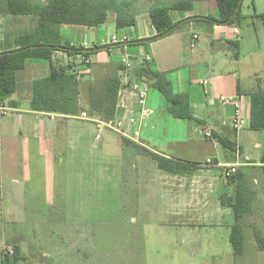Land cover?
I'll return each mask as SVG.
<instances>
[{"label": "rangeland", "instance_id": "rangeland-1", "mask_svg": "<svg viewBox=\"0 0 264 264\" xmlns=\"http://www.w3.org/2000/svg\"><path fill=\"white\" fill-rule=\"evenodd\" d=\"M117 1L130 5L129 17L144 18L151 7L186 0ZM212 4L196 3L191 13L210 15L207 8L211 11ZM254 10L263 17L254 16ZM169 14L174 19L179 16L175 10ZM241 16L233 25L241 31L236 37L241 46L228 45L227 68L232 63L238 66L243 86L256 89L258 81L264 80V0H242ZM201 24L190 27L183 22L174 36L199 35L200 44L195 47L206 60L207 33ZM36 28L37 17L18 16L4 22L0 40L8 45L27 44ZM196 48L193 55L189 45L186 50L183 46L187 62H195ZM189 66L172 72L177 79L174 93L188 91L189 82L184 85L180 80L188 78ZM147 101L150 110L164 104L152 88ZM15 116L30 118L22 113ZM41 121L37 129L35 122L15 124L9 139L7 127L2 126L0 132V249L3 256L6 250L13 253L18 248V255L8 264H264V252L255 240L256 234L264 238V212H256L257 205L249 204L251 209L238 223L243 229L244 252L235 255L228 242L235 223L232 209L227 216L202 208L194 209L195 213L179 210L159 179L158 172H165L159 160L145 149L124 143L119 135L97 129L91 121L55 116ZM240 135L243 152L258 161L264 152V131L245 128ZM161 153L174 155L171 148ZM241 174L243 187L258 195L264 192L263 170L247 169ZM231 183L235 193L239 181ZM242 198L249 203L248 192L242 191Z\"/></svg>", "mask_w": 264, "mask_h": 264}, {"label": "crops", "instance_id": "crops-1", "mask_svg": "<svg viewBox=\"0 0 264 264\" xmlns=\"http://www.w3.org/2000/svg\"><path fill=\"white\" fill-rule=\"evenodd\" d=\"M214 1L215 6L211 0L194 1L199 6L212 4L211 11H209V7L207 8L210 15L192 14L191 12H193L195 4L193 6L194 2L191 1L193 2L191 11H178L179 16L175 19L170 16L173 23L189 20L187 24L190 27L195 23H202L201 26L204 27L207 33L206 60L200 58L202 56L199 55L201 53L200 48L194 47L193 49L190 48L191 53L194 55L196 48V51H199L196 54L199 56H196L194 63L193 61H186V58L183 57V46L185 50L187 45L190 47V44L193 42V36H197L194 44L199 46L200 37L196 33L190 36L188 33V35L176 38L174 36L176 35V29L169 35L145 45L114 46L110 49L97 52L89 57L90 64L87 65L80 63V55H68L63 52L54 53L52 64L62 68L68 67L75 74L78 84L77 112L75 115H64L56 112L49 113L33 109V84L37 80L49 77L50 65L46 60L28 59L24 69L16 74V91L4 102L5 105L11 108V111L0 117V132L4 129L2 126L7 127L6 132H8V135L6 136L9 139L12 136L15 124L24 125L35 122L34 124L37 129L39 123H42L40 120L48 116L50 118L51 116H55L85 121L79 119V117L82 113H86L92 119L102 120L90 115L91 99L94 95L106 94L110 90V87L112 89L115 88L117 95L113 118H118L122 121L124 132L134 136L132 133L137 131L139 135L137 138H134L116 134L121 139L125 138L129 142L156 154L160 158L171 160L181 165V173L158 172L160 173L159 179L162 181L163 187L171 197L175 198L177 202L176 208L182 211L189 209L194 213L196 212L194 209L202 208L204 212L214 211L227 216L231 208H228L227 205H222L221 198L235 199L236 192H232L234 188L231 182H235L236 180L241 181L242 170L261 169L264 171V152L260 155L258 161L252 160L249 154L243 152L240 132L245 128L239 131L234 130L232 126L233 106L231 104L221 106L218 102L222 96L237 99L241 105L243 116L245 115L248 118L247 123L249 125L250 99L247 94L255 89L243 86L241 82L242 72H240L238 66L232 63L229 66L230 68H227L230 57L227 47L229 45L239 49L241 44L236 37L241 34V31L233 25H216L190 20L192 17L217 18V2L216 0ZM6 15L0 14V30L4 26L5 21L11 22L18 17ZM111 20L110 23L90 28L75 25L62 26L61 42L67 41L75 48L91 49L112 44L116 45L122 43L123 39L126 42H132L151 39L157 35L148 13L144 18L135 15V24L126 28H117L115 17H112ZM21 26L18 25L16 27ZM212 35L213 37H211ZM113 37L116 38V43H112ZM0 42V53L17 49L20 46L19 43L8 45L7 42L3 43L2 40ZM122 56H127L131 60L132 65L131 69L126 72V81L139 80L147 84L149 88L156 90L164 100V104L159 109L150 110L148 108V116L142 122L138 120L134 126L129 123V120L138 116L136 96L129 87L122 86ZM233 56L234 58H238V52H234ZM148 58L150 60H147ZM187 65H192L188 69V78L185 81H180H183L184 85L187 81L189 82L188 91L174 93L173 83L177 79H173L171 74L175 70L187 67ZM143 68H147L155 74L163 73L167 80H169L170 75L171 80L169 81L173 93L188 97L193 120L176 119L168 112L169 105L161 93L151 87L145 77H139L136 74L137 70ZM204 81H206V84L203 85ZM65 95L66 92L62 96L65 97ZM19 113L30 118L12 117L13 114ZM32 119L35 121L32 122ZM96 127L98 129L97 125ZM246 129H248V126ZM207 132L210 135L208 137L205 136ZM220 140L226 142L229 147L222 146ZM201 141H204V143ZM169 148H171L174 155L169 156L161 153V150L167 151ZM228 150H231V154L228 153ZM208 159L219 166L206 165V160ZM231 165L236 166V173L226 179V168ZM236 174L238 175L237 179ZM257 183L258 181L255 179V184ZM235 184L237 187V183ZM243 190L248 192V201L251 207L257 205L256 212L263 213L264 192L258 195L253 189L243 187ZM1 250L2 248L0 249V262L2 263L3 251L1 252Z\"/></svg>", "mask_w": 264, "mask_h": 264}, {"label": "trees", "instance_id": "trees-1", "mask_svg": "<svg viewBox=\"0 0 264 264\" xmlns=\"http://www.w3.org/2000/svg\"><path fill=\"white\" fill-rule=\"evenodd\" d=\"M218 17H192L190 20L206 22L216 25H234L241 19L242 0H216ZM130 5L117 0H44L43 3L35 0H0V14L12 16L37 17V28L28 36L31 42L20 44L19 48L0 53V103H4L17 88L16 74L23 70L28 59L46 60L50 65L49 77L37 80L33 84L32 107L37 111L56 112L64 115H75L77 112V81L75 74L68 67L62 68L52 64V56L56 52L68 55H82L89 57L97 52L110 49L114 46L145 45L154 40L163 38L172 33L181 23H173L169 11H191L192 2L179 1L167 7H151L148 10L152 26L157 35L151 39L126 42L109 46L94 47L91 49L75 48L67 41H62L61 28L65 25L80 27H97L108 21L111 13L115 15L117 28H126L135 24L134 17H129L127 10ZM254 16L262 18L254 10ZM139 77H145L150 86L157 89L168 103V112L176 119L193 120L189 108V99L186 95L173 93L170 81L165 74H155L147 68L136 71ZM114 81V80H113ZM66 92L65 97L63 93ZM59 93V94H58ZM117 90L110 87L104 95H94L91 99L90 115L102 120H110L114 116ZM250 99V115L248 129L251 131H264V80L258 81L257 88L247 94ZM123 142L130 143L125 138ZM222 146L228 148L226 142L220 140ZM139 147V146H138ZM141 148V147H140ZM143 149V148H142ZM148 155L159 160L162 170L168 173H181V165L172 168L174 161L160 158L156 154L145 150ZM167 161L166 165L162 164ZM177 163V162H175ZM178 164V163H177ZM162 166V167H161ZM238 175L236 174V179ZM237 181V180H236ZM240 181V180H239ZM241 182V181H240ZM237 183L234 200L221 198L222 205H227L233 211L235 223L231 226L229 243L235 255L244 252L243 229L238 224L242 216L249 211V203L242 198L243 186ZM227 201V204H226ZM258 250L264 252V238L255 235ZM18 255V248L13 253H4L2 263L8 264Z\"/></svg>", "mask_w": 264, "mask_h": 264}, {"label": "built area", "instance_id": "built-area-1", "mask_svg": "<svg viewBox=\"0 0 264 264\" xmlns=\"http://www.w3.org/2000/svg\"><path fill=\"white\" fill-rule=\"evenodd\" d=\"M197 40V36H193V42L190 45V48L193 49L195 47L194 42ZM117 40L115 37L112 38V43H116ZM126 43L125 39L122 40V43L119 44H124ZM81 60L80 63L87 65L90 64V56L89 57H84L80 55ZM147 60H150L149 58ZM121 65L123 67V71L121 72V77H122V86L123 87H129L136 96V105L138 108V116L136 118H131L129 120V123L134 126L136 125L137 121L142 122L144 118L148 116L149 110L147 107V100H148V93H149V86L147 84L142 83L139 80L131 81L128 82L126 81V72L131 69V60L127 56H122L121 58ZM203 85L206 84V81L202 83ZM219 105L221 106H226L228 104H231L234 109V114H233V119H232V126L234 130L239 131L242 130L243 128H246L248 126L247 120L243 117L242 111H241V105L239 101L235 98H230V97H225L222 96L219 98ZM11 111V108L4 103H0V117L6 115L8 112ZM81 120L85 121H91L95 123L98 126V129L105 128L109 131H112L114 133L120 134L125 137H134L137 138L139 133L137 131L133 132L131 136L130 134L126 133L123 131V126H122V121L118 118H113L107 121L103 120H95L92 119L90 116H88L86 113H82L79 117ZM205 136L208 137L210 136L209 133H205ZM100 138L96 137L95 141L99 142ZM206 165L210 166H219L217 164H214L211 160H206ZM236 173V166H228L225 171V178L228 179L232 175ZM4 253H12L11 249L6 250Z\"/></svg>", "mask_w": 264, "mask_h": 264}]
</instances>
